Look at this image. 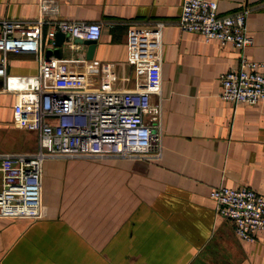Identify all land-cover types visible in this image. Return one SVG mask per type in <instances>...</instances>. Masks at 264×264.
I'll return each mask as SVG.
<instances>
[{
  "label": "crops",
  "instance_id": "1",
  "mask_svg": "<svg viewBox=\"0 0 264 264\" xmlns=\"http://www.w3.org/2000/svg\"><path fill=\"white\" fill-rule=\"evenodd\" d=\"M216 1L221 14L248 8L252 41L243 51L264 71V0ZM56 2L59 18L101 24L92 58L86 45L66 36L58 59L66 69L40 75L32 52L9 51L7 86L31 88L42 78L50 88L145 87L134 63L145 48L137 35L163 21L159 94L151 96L161 104V155L46 158V215L0 218V264H264V231L240 239L210 197L219 185L264 194V99L234 104L219 96L220 76L240 50L181 30L182 0ZM37 14L38 0H0V21ZM52 45L45 35L44 53ZM3 86L0 77V151L33 152L37 133L15 123L14 95Z\"/></svg>",
  "mask_w": 264,
  "mask_h": 264
},
{
  "label": "built area",
  "instance_id": "2",
  "mask_svg": "<svg viewBox=\"0 0 264 264\" xmlns=\"http://www.w3.org/2000/svg\"><path fill=\"white\" fill-rule=\"evenodd\" d=\"M58 9L56 0H38L34 19L0 21L2 90L14 95L15 123L37 133V148L33 152L0 151V218L39 219L46 215L42 177L43 163L48 157L155 159L161 155V104H153L151 96L159 94L163 21H156L145 31L139 27L142 29L136 43L145 48L134 63L136 73L148 80L145 87L121 91L84 84L50 88L42 78L31 88L7 86V52H32L41 75L50 68L66 69L64 64L44 58L45 35L51 44L57 32L71 38H100V23L59 18ZM247 12L245 7L221 14L216 0H182L177 23L181 30L198 33L205 41L214 39L240 50L236 64L220 76L219 96L234 104L264 99L263 64L250 60L243 51L252 41L246 26ZM210 197L216 202L217 213L231 222L240 239L251 241L257 231H264V194L245 186L219 185L212 188Z\"/></svg>",
  "mask_w": 264,
  "mask_h": 264
},
{
  "label": "water",
  "instance_id": "3",
  "mask_svg": "<svg viewBox=\"0 0 264 264\" xmlns=\"http://www.w3.org/2000/svg\"><path fill=\"white\" fill-rule=\"evenodd\" d=\"M66 36L67 35L62 33V32L56 33L53 45L51 47H47L45 49L44 58L46 60H51L54 62L59 61L58 59L61 57L62 52H63V47L66 44V40H67ZM74 42L86 45V47H87L86 57L88 59L92 58L94 50H95V43H96L95 40H86V39L75 38ZM52 56L56 57V59H51Z\"/></svg>",
  "mask_w": 264,
  "mask_h": 264
}]
</instances>
